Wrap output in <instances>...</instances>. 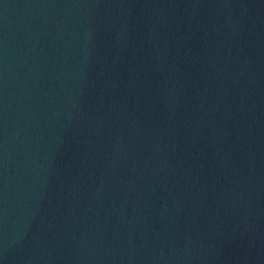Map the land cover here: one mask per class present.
<instances>
[{
  "label": "water",
  "instance_id": "95a60500",
  "mask_svg": "<svg viewBox=\"0 0 264 264\" xmlns=\"http://www.w3.org/2000/svg\"><path fill=\"white\" fill-rule=\"evenodd\" d=\"M0 264H264V0H0Z\"/></svg>",
  "mask_w": 264,
  "mask_h": 264
}]
</instances>
